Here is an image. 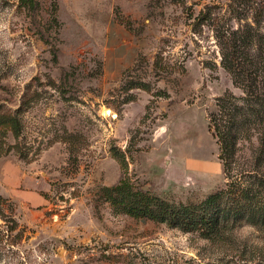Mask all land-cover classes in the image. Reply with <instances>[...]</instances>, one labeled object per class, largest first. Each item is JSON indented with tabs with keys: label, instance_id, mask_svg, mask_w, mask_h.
I'll list each match as a JSON object with an SVG mask.
<instances>
[{
	"label": "rangeland",
	"instance_id": "obj_1",
	"mask_svg": "<svg viewBox=\"0 0 264 264\" xmlns=\"http://www.w3.org/2000/svg\"><path fill=\"white\" fill-rule=\"evenodd\" d=\"M261 4L0 0V264H264L257 210L208 236L129 203L264 191V115L225 65L234 35L263 56ZM213 117L238 137L228 160Z\"/></svg>",
	"mask_w": 264,
	"mask_h": 264
},
{
	"label": "trees",
	"instance_id": "obj_2",
	"mask_svg": "<svg viewBox=\"0 0 264 264\" xmlns=\"http://www.w3.org/2000/svg\"><path fill=\"white\" fill-rule=\"evenodd\" d=\"M264 4L256 8L257 12L255 19L259 18ZM254 8V7H253ZM259 21V20H257ZM238 34V32H237ZM255 33H252V35ZM253 36V37H254ZM264 42V36H260ZM231 58L226 59L225 65L232 72L242 75L248 80L247 91L249 97L259 102L261 108L256 110V115L262 113L264 115V46L261 51L263 56L260 59L252 60L248 55L246 48L251 44V38H227V45L232 41ZM225 106V105H224ZM227 116L230 118L229 123L234 124L233 116L235 112H239L238 106L234 109L224 108ZM257 118V117H256ZM256 120V119H255ZM210 129L214 132L219 144L221 145L224 156L222 160L230 159L233 150V140L238 138L234 129H230L219 119L213 117L211 119ZM227 167V163L225 164ZM242 177V176H241ZM241 178L234 179L227 184L226 190L215 193L209 196L201 203L190 204H175L171 203L161 197L153 196L147 192H130L131 209L139 211L148 218H158L159 220H168L171 225L179 226L184 231H201L205 235H213L224 226L223 216L226 214H240L257 210L258 213L264 214V194L257 195V192L263 188V183H260L261 188L258 186L257 190L253 191L252 186L245 185L240 180ZM264 182V180H263ZM125 185V182H120L116 185L115 189ZM259 193H264L263 189ZM224 214V215H222ZM145 218V217H144Z\"/></svg>",
	"mask_w": 264,
	"mask_h": 264
}]
</instances>
